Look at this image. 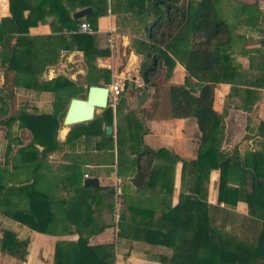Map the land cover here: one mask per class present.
Masks as SVG:
<instances>
[{"label":"trees","instance_id":"16d2710c","mask_svg":"<svg viewBox=\"0 0 264 264\" xmlns=\"http://www.w3.org/2000/svg\"><path fill=\"white\" fill-rule=\"evenodd\" d=\"M9 1L11 15L0 21V58L3 66L8 65L9 71L14 72L13 80H18L24 63H30L27 70L34 78L37 77L34 67L38 63L55 65L61 59V52L79 51L84 54L87 65V88L65 74L42 79L34 90L54 94L53 112L33 110L26 103L10 111L9 88H0V128L7 139L5 165L0 164V214L39 232L53 233L50 226L57 223L58 213L52 202L57 197L63 210L64 231L77 233L79 237L58 240L52 264H114L115 243L93 245L90 237L107 227L117 226L120 238L143 239L145 236L140 235L143 231L138 230L137 224L147 213L153 218L149 216L146 224L151 225L152 219L155 222L154 231L146 230L150 236L147 240L169 249L159 256L163 263L264 264V224L255 241L231 232L226 225H218L215 216L219 208L209 204L207 188L202 183L194 181L189 185L190 192L181 195L178 204L172 207L168 202L157 217L153 211L142 207L117 206L115 186H87L82 181L85 170H90L85 168L88 164L96 168L110 166L112 170L117 165L119 171L129 165L134 171L132 181L136 189L142 188L156 183L155 169L150 174V168L163 153L169 155L174 165L182 159L165 148L155 150L143 142V135L148 131L145 121L157 117L162 102L148 89L159 83L161 77L165 80L172 77L176 64L181 63L187 76L184 83L169 87L171 115L197 120L201 131L200 147L192 165L206 177L211 168L221 166L219 200L231 204L246 201L250 213L255 215V210H261L258 216L264 219V179L257 165L261 151L239 156L235 150H220L221 142L216 134L223 127L230 106L251 111L263 100L264 9L260 1L228 0L227 6L234 17L232 22L221 17L219 0ZM89 6L93 8L89 15L74 17L76 11ZM109 12L116 15L117 31L131 35L132 50L143 58L140 68L146 85L143 93L150 94L151 99L148 105L133 108L122 93L115 107L109 105L92 120L69 125L62 140L59 130L67 110L63 112L66 98L70 97L71 101L79 94L86 98L89 86H109L112 81L111 68L98 65V57L110 55L109 49L99 47L101 36L79 31L82 21H88L97 31L99 17ZM39 22H48L52 28V34L43 37L49 55L31 49L32 39L36 37H30L29 30ZM239 32L251 34V40L255 33L261 34L259 43L251 44L249 38ZM242 39L248 42L240 51L235 50ZM29 55L32 60L25 61ZM242 58L246 59V64ZM221 82L231 83L223 114L213 106L215 89ZM123 113L126 114L124 120ZM14 123L20 135H14ZM108 125L115 128V133H107ZM260 125L264 126V121ZM29 136L28 143L19 148L17 155L11 156L14 139L22 143ZM51 153H61L60 161L51 163ZM230 156L234 162L242 163L238 187L226 184L225 169ZM248 158L254 163L252 167L248 165ZM11 159L15 161L14 168L28 172V178L15 182L16 185L4 181ZM187 162L184 160L185 165ZM56 171L64 175L54 177ZM93 171L96 173L95 169ZM40 182H45L49 190L39 189ZM56 185L55 192L53 186ZM168 191L172 193V185ZM14 193L21 198L24 194L27 205L10 206L7 195ZM0 228L1 251L25 260L29 238H19L14 230L4 225Z\"/></svg>","mask_w":264,"mask_h":264},{"label":"crops","instance_id":"0c3cea01","mask_svg":"<svg viewBox=\"0 0 264 264\" xmlns=\"http://www.w3.org/2000/svg\"><path fill=\"white\" fill-rule=\"evenodd\" d=\"M253 2L255 0H242ZM260 5L264 8V0H259ZM228 0H219L218 8L222 18L232 22V12L227 6ZM92 7V6H91ZM11 15L10 11V1L0 0V21L4 17ZM50 19V18H49ZM113 28L119 35L118 47L120 48L118 54L114 58L109 56L98 57V65L100 67H110L113 70V82L115 78L127 79L133 75H138L140 72L141 64L143 58L141 55L136 54L131 48V35L127 33H119L116 27V15L109 12L106 15L100 16L98 19V30L95 32L99 36L100 45L99 47L104 49L106 47L105 38L109 30ZM52 34V28L48 22H39L36 26H32L29 30L30 37H36L33 40L31 49L34 48L35 51L44 52L49 55L46 47V39L43 37ZM30 47V45H29ZM25 48H23L24 50ZM30 49V48H29ZM22 50V51H23ZM118 50V49H117ZM32 51V50H31ZM25 52V51H24ZM58 51L56 52V55ZM81 56L84 59V54L79 51H73L70 53L61 52V59L57 64L46 66L45 64L38 63L35 65L37 70V83L35 81L37 77L32 76L27 70V66L30 63H24V67H21V74H19L18 80L12 79L9 82V76L13 75L14 72L9 71V66H3L2 59L0 58V88H9V94L15 96L20 93L18 91L27 92L28 96H33V102H45L48 103V96L51 92L49 91H36L35 85H38L42 79L50 80L53 77L62 74L65 61L67 59H72L74 57ZM25 61H31L32 55L25 58ZM26 70V71H25ZM25 72V73H24ZM85 73V70L83 71ZM63 74H65L63 72ZM76 74L69 76L71 79L75 80ZM66 75V74H65ZM187 76L186 69L181 63H177L175 66V74L165 82L157 83L150 89H148L153 97L161 100V105L158 110V115L155 118L147 119L145 121L148 131L143 135V142L145 145L158 150L161 148L167 149L169 152L180 156L182 159L178 160L175 165L170 160L169 155H163L160 160L154 161L150 168L154 171V179L156 183L151 186H144L142 188H137L132 181V176L134 171L130 170L129 165H124L122 170L117 169V165L114 166L112 170L110 166H100L95 167L91 165L85 166L90 170H85L87 172L83 173L82 181L85 178L96 177L99 180V186H115L116 187V204L117 206H138L146 210L153 211L154 216H160L161 211L165 208L166 204H171L175 206L179 203L181 195L188 194L190 192L189 185L194 181L202 183L203 187L207 188V200L211 206L219 208L218 215L215 216V222L218 225H226L227 229L231 232L245 237L248 240L255 241L258 233L264 224V219L261 218V210H255V215L250 213V207L248 202L243 200H238L236 203L231 204L219 200V186L222 174L221 166L211 168L209 175L206 177L201 174V170L193 166L192 161L198 158V150L200 147V136L201 131L198 127V123L195 117H173L171 115V100L169 96V87L172 84H182L185 82ZM6 78V81H5ZM131 93L127 92L125 97L127 102L131 107H140L141 105H148L151 99L150 94L144 102L139 105L138 99L144 94L143 90L139 92L135 88V82ZM231 83L221 82L217 85L215 89L214 97V109L220 114H223L226 104V96L229 93ZM264 91V88H263ZM37 99V100H35ZM120 99V98H119ZM31 100V99H30ZM26 103V102H20ZM126 114H122V120L125 119ZM223 127L218 130L217 137L220 139V150L221 149H231L235 150V153L243 156L244 153H250L249 151H261L257 158L258 172L262 179H264V126H261V121H264V98L260 101L257 106L253 107L251 111H246L243 108L234 109L231 106L226 111L224 116ZM64 120V119H63ZM63 125L60 130V137L64 139L68 133L69 126ZM2 129V128H1ZM113 133H115V128H113ZM42 149V147H39ZM242 154H241V153ZM61 159V153H56ZM51 155V154H50ZM54 155H51V158ZM57 157V156H56ZM55 158V157H54ZM251 158V157H250ZM248 158V165L252 167L253 161ZM50 160L51 163H57L60 161ZM189 161L187 165L184 164V160ZM189 163V164H188ZM209 164H211L209 162ZM212 165V164H211ZM242 163L234 162L233 157H229V162L225 169V180L229 187H238L240 184V171ZM96 170L95 171L93 170ZM48 172V171H44ZM11 173V172H10ZM9 175L4 179L5 182L11 181L13 176ZM43 173V172H42ZM89 173L86 177L85 175ZM27 175V172L24 173ZM49 174V173H48ZM19 175V174H18ZM17 175V176H18ZM64 172L56 171L54 177L63 176ZM156 176V177H155ZM80 177V173H79ZM28 178V175L26 176ZM194 178V180H193ZM193 180V181H192ZM165 182L167 185L165 186ZM189 182V184H187ZM15 183V182H14ZM251 184V183H250ZM248 185L249 190L252 186ZM47 185L40 183V186ZM172 185V193L169 194L168 189ZM202 187V186H200ZM58 186H53V190L56 192ZM9 199L10 206H26L27 198L23 195L21 198L19 195L11 194L7 195ZM169 202V203H168ZM8 204V205H9ZM52 206L55 209L57 215V223L50 226V232H39L37 230L29 228L27 225L22 224L14 219H9L0 214V223L12 230H14L19 238H29V244L27 248V256L25 260H20L14 256L4 254L0 250V264H52L55 254V246L58 240H76L79 235L77 233H67L64 231L63 210L60 205L59 199L57 197L53 200ZM127 213V211H125ZM127 214H130L128 211ZM153 215L147 213L144 215V220H140L138 217L137 228L139 231H143L141 236H145L143 239H133L131 237L118 236V227L111 226L104 229L102 232L95 234L90 237V244H106L115 243V254L116 259L114 264H166L159 260L161 254L169 252V249L160 244L149 242L147 240L146 230H155V222H150L151 225H147V221ZM129 218V217H128ZM130 222V221H129ZM136 226V225H135ZM1 232V231H0ZM130 233V232H129Z\"/></svg>","mask_w":264,"mask_h":264},{"label":"rangeland","instance_id":"374dc122","mask_svg":"<svg viewBox=\"0 0 264 264\" xmlns=\"http://www.w3.org/2000/svg\"><path fill=\"white\" fill-rule=\"evenodd\" d=\"M264 9V8H263ZM230 10V9H229ZM233 19H234V17H232ZM242 36H245L246 38L248 37L249 38V41H250V43L251 44H258L259 43V40H260V38H261V34H259V33H255V38H253L252 40L250 39V35L251 34H249V33H243V32H239ZM246 42H248V41H246L245 39H242V44H240L235 50H238V51H240L241 50V46L243 45V44H245ZM119 46V45H118ZM103 48L106 50V49H108L107 48V46L105 47V46H103ZM118 50H116V53L114 54V56H111V55H108L111 59L112 58H114L117 54H118V51H119V49L120 48H117ZM243 59V61H244V63L246 64V59L245 58H242ZM59 64V63H58ZM64 67V69H63V71L62 72H60V73H62L63 74V72L67 75V76H71L72 74H76V71H78V74H77V76H76V79H75V81L77 82V84H79V85H81L84 89L85 88H87L86 86V81H85V76H86V74H87V65H86V63H85V61H84V59H83V57L81 58V56H77V57H74V58H72V59H67V61H65V65L63 66ZM85 70V73L83 72ZM111 71H112V81H111V83L110 84H112L113 83V70L111 69ZM137 74H139V73H137ZM136 75H133V76H131V77H135ZM131 77L130 78H127V86H125L124 87V90H122V92L120 93V95H119V98L121 97V94L122 93H124V94H126L127 92H129V93H131V89H133V85H134V83L132 82L133 80H130L131 79ZM12 79H13V75H10L9 76V82L10 81H12ZM116 80L115 81H119V80H121L122 78H115ZM169 79V78H168ZM167 80V79H166ZM5 81H6V78H5ZM159 83H161V81L162 82H165V79L163 78V77H161L160 79H159ZM110 84H109V86H110ZM127 87V88H126ZM3 88H5V87H3ZM9 91V90H8ZM7 91V93L9 94V92ZM18 92H20V93H18V94H16L15 96H12V94H9V106H10V111H13L15 108H18L19 107V105H20V102H26V104H28L29 105V107H31V109H33V110H35V109H38V111H50V112H53V100H54V98H55V96H54V94L53 93H51L50 94V96H48V103H45V102H37L38 100L37 99H35V100H37L36 102H33V96H28L27 95V92H25V91H18ZM261 92H262V98H264V91L263 90H261ZM88 93V92H87ZM151 93V92H150ZM79 96H81V94H79ZM78 96V97H79ZM31 99V100H30ZM70 102V97H68V98H66V103H65V107H64V109H63V112H65V110H66V108H67V110H68V108H69V105H68V103ZM70 104V103H69ZM67 105H68V107H67ZM109 105H111V106H113L112 105V100L110 99L109 100ZM108 105V106H109ZM17 106V107H16ZM20 108V107H19ZM67 110H66V112H67ZM103 111V109H98L97 111H96V114H99V113H101ZM65 115H66V113H65ZM64 118H65V116H64ZM62 126H64L63 125V122H62V125H61V128H62ZM69 126V125H68ZM13 131H15L14 132V135L15 136H17V135H20V133H19V131H18V129H17V124L16 123H14V125H13ZM61 128H60V130H61ZM60 130H59V137H60ZM69 131V130H68ZM27 133V132H26ZM31 138V136H29V137H25V140L22 142V143H19V142H17V140H15L14 139V141L12 142V147H13V150H12V153H11V156H15V155H17V152L19 151V148L20 147H22L23 145H26V143H28V141H29V139ZM3 139H5V137H4V132H3V130L0 128V143H1V141L3 140ZM60 139H62L61 137H60ZM65 139V138H64ZM6 140V143H5V150H4V153H3V156H0V164H2V165H5V164H3L4 163V160H5V157H4V155H5V151H6V146H7V139H5ZM63 140V139H62ZM40 147V146H39ZM51 155H54L52 158H51ZM51 155L49 156V159L50 160H59L60 159V157L56 154V153H51ZM57 156V157H56ZM55 157V158H54ZM14 163H15V161L13 160V159H11V161L7 164V166H6V168L8 169L7 170V172H8V174L7 175H9V173H10V177L11 176H13V173H15L14 174V177L12 178V180L11 181H13V182H18V181H20V180H22V179H24V178H26V176L28 175V172H27V175H25L24 173H25V171H20L18 168H14L13 167V165H14ZM7 172H5V173H7ZM19 174V175H18ZM30 174V173H29ZM18 175V176H17ZM40 183H42V184H44L45 182H40ZM40 183L37 185L38 186V188L39 189H41V190H47L48 189V187H47V185H41L40 186ZM46 184V183H45ZM15 185H16V183H15ZM49 190V189H48ZM24 195V194H23ZM1 226V225H0ZM0 231H2L1 230V228H0ZM1 250V249H0ZM2 252V251H1ZM5 254V253H4Z\"/></svg>","mask_w":264,"mask_h":264},{"label":"water","instance_id":"95a60500","mask_svg":"<svg viewBox=\"0 0 264 264\" xmlns=\"http://www.w3.org/2000/svg\"><path fill=\"white\" fill-rule=\"evenodd\" d=\"M93 11L91 6L80 9L74 13L75 18H84ZM149 97L148 94H142L138 99L141 105L144 100ZM110 87L102 85H91L88 88L86 98L73 97L70 101L69 108L63 120L65 125H73L75 123L92 120L98 109H105L109 105ZM107 133H113V126L108 125ZM6 140L0 143V156H3ZM84 184L87 186H98L99 180L96 177L85 178Z\"/></svg>","mask_w":264,"mask_h":264},{"label":"built area","instance_id":"2783aa9c","mask_svg":"<svg viewBox=\"0 0 264 264\" xmlns=\"http://www.w3.org/2000/svg\"><path fill=\"white\" fill-rule=\"evenodd\" d=\"M79 31L84 32V33H90L93 34L96 31L92 28L91 24L88 21H82L79 24ZM106 46L110 50V55L114 56L116 53L117 47H118V42H119V35L116 33V31L111 28L105 38ZM130 80H133L135 82V88L141 92L142 90L145 89V82L142 77V75L139 74L135 77H131ZM126 81L127 79L123 80H117L114 81L112 84H110V99L112 100V105L115 107L116 104L119 101V95L124 90V87L126 86ZM109 99V100H110ZM88 175H86L87 177Z\"/></svg>","mask_w":264,"mask_h":264}]
</instances>
